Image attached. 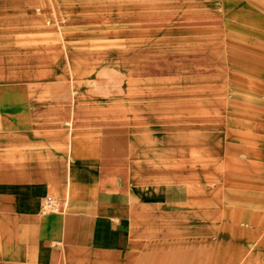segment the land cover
<instances>
[{
  "label": "rangeland",
  "instance_id": "obj_1",
  "mask_svg": "<svg viewBox=\"0 0 264 264\" xmlns=\"http://www.w3.org/2000/svg\"><path fill=\"white\" fill-rule=\"evenodd\" d=\"M40 1L24 3L30 20L0 38L6 69L51 54L47 66L68 71L53 84L68 85L69 97L79 85L84 128L121 124L142 163L200 170L197 231L182 222L180 251L148 264H264V203L236 212L238 189L254 190L237 177L252 176L264 142V0H49L50 12ZM10 5L0 0V15Z\"/></svg>",
  "mask_w": 264,
  "mask_h": 264
},
{
  "label": "crops",
  "instance_id": "obj_2",
  "mask_svg": "<svg viewBox=\"0 0 264 264\" xmlns=\"http://www.w3.org/2000/svg\"><path fill=\"white\" fill-rule=\"evenodd\" d=\"M10 1L11 10H1L9 14L0 15V38L30 20L24 3L41 2ZM51 57L37 55L23 72L0 62V264H148L180 251L182 222L194 233L202 220L192 184L199 168L142 163L136 136L121 124L84 128L79 85L69 97L68 85L53 84L68 71L47 66ZM255 154L259 166L246 172L252 176L237 177L239 186L254 189H238V217L248 215L246 205L259 212L264 203V142ZM48 197L56 211L42 210ZM237 220L243 227L245 218Z\"/></svg>",
  "mask_w": 264,
  "mask_h": 264
},
{
  "label": "built area",
  "instance_id": "obj_3",
  "mask_svg": "<svg viewBox=\"0 0 264 264\" xmlns=\"http://www.w3.org/2000/svg\"><path fill=\"white\" fill-rule=\"evenodd\" d=\"M57 209H58V204L53 198L48 197L43 201L42 210L44 212H52V211H56Z\"/></svg>",
  "mask_w": 264,
  "mask_h": 264
}]
</instances>
